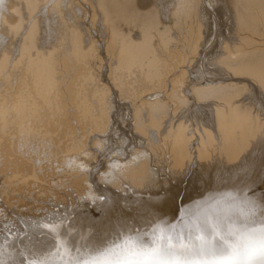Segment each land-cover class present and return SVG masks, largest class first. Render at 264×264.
I'll list each match as a JSON object with an SVG mask.
<instances>
[{"label": "bare ground", "instance_id": "obj_1", "mask_svg": "<svg viewBox=\"0 0 264 264\" xmlns=\"http://www.w3.org/2000/svg\"><path fill=\"white\" fill-rule=\"evenodd\" d=\"M263 99L264 0H0V263L264 203Z\"/></svg>", "mask_w": 264, "mask_h": 264}, {"label": "snow or ice", "instance_id": "obj_2", "mask_svg": "<svg viewBox=\"0 0 264 264\" xmlns=\"http://www.w3.org/2000/svg\"><path fill=\"white\" fill-rule=\"evenodd\" d=\"M264 104V100H261ZM115 262L83 264H264V203L246 202L231 214L195 226V234L161 232L126 238Z\"/></svg>", "mask_w": 264, "mask_h": 264}, {"label": "rangeland", "instance_id": "obj_3", "mask_svg": "<svg viewBox=\"0 0 264 264\" xmlns=\"http://www.w3.org/2000/svg\"><path fill=\"white\" fill-rule=\"evenodd\" d=\"M17 4H18V3H17ZM19 4H20V3H19ZM19 4H18V5H19ZM20 6H21V8L24 7V8H22V11H26L25 6H24V3H21ZM219 20H220V22H222V19H221V18H219ZM84 21L87 22L88 20L85 18ZM218 22H219V21H218ZM9 35H11V34L7 33V38L9 37ZM215 43H217V42H213L212 40L209 42V44H208V48L211 46V47L209 48V50H213L212 48L215 46V45H214ZM212 45H213V46H212ZM202 49H203V48H202ZM206 74H207V73H206ZM263 100H264V99H263ZM259 103H261V102H259ZM261 104H262V103H261ZM262 105H263V104H262ZM192 108H193V107H192ZM193 109H194V108H193ZM194 112H195V111H194ZM194 112H193V114H194ZM179 115H184V114H179ZM187 116H188V115H187ZM194 116H195V114H194ZM193 118H194V119H193ZM195 118H196V120H195ZM191 119H192V121H190L189 118H188V122H189V123H190V122H191V123H194L195 121L197 122V121L201 120V119H200V116H198V117H197V116H195V117H191ZM197 119H198V120H197ZM198 123H199V122H198ZM122 156H126V154H123ZM102 157H103V156H102ZM102 157L100 158L99 161L97 160V161H98L97 164H99V162L102 161V159H103ZM97 161H96V162H97ZM156 161H157V159H155V163H156ZM159 163H160V162H158V164H159ZM97 164L94 162V163H93V166H94V165H97ZM0 261H1V259H0ZM0 264H2V262H1Z\"/></svg>", "mask_w": 264, "mask_h": 264}]
</instances>
